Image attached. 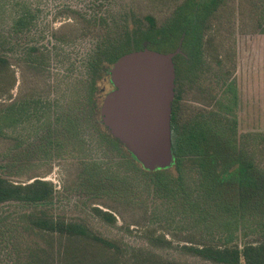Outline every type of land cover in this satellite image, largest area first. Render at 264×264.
Listing matches in <instances>:
<instances>
[{
	"label": "rangeland",
	"instance_id": "1",
	"mask_svg": "<svg viewBox=\"0 0 264 264\" xmlns=\"http://www.w3.org/2000/svg\"><path fill=\"white\" fill-rule=\"evenodd\" d=\"M182 1L0 0V48L12 58L29 46L41 48L46 64L39 80L50 84L40 113H31L29 120L18 126L3 127L6 135L0 137V174L19 182L34 178L52 182L56 192L50 205L55 212L132 246L145 245L148 233L153 232H165L174 242L185 239L188 231L205 233L207 227L218 235L222 210L214 197L208 200L203 192L198 196L202 188L195 167L187 170L186 183L174 197L162 196L164 193L154 184V171L167 168L176 175L174 161L150 170L121 143L140 164L132 165L101 134L106 130L116 138L100 123L103 100L115 88L109 56L102 60L100 56L115 48L117 52L126 50L146 37L149 15L155 18L157 28L170 25ZM26 10H31V22L16 35L14 22ZM209 19L203 31L207 66L198 72L194 86H185L184 117L200 116V111L217 107L220 111L219 107L230 103L229 99L235 100L236 95L232 130L245 152L244 158L253 161L257 175L264 178V0H226ZM165 47L164 40L145 38L142 49L169 51ZM174 51L181 52V45ZM219 57L223 60L222 71L217 64ZM97 65L101 66V77L94 94L98 104L94 115L88 87L94 77L93 66ZM24 66L13 65L17 82L6 96L8 103L29 90L35 80L36 74ZM225 69L232 71L235 95L221 80ZM212 154L216 164L218 149H213ZM219 160L230 164L236 163L237 157L224 154ZM219 172L218 177L216 166L214 176L219 179L213 182V193L224 192L232 199V207L239 205L235 197L251 190L249 177L240 172L237 164L231 171L220 167ZM190 200L197 205H191ZM242 203L235 229L237 242L264 238V198ZM36 205L0 203V264H16L19 249L27 239L23 217ZM92 206L110 210L116 222L111 224L96 216ZM160 252L181 264H209L176 250Z\"/></svg>",
	"mask_w": 264,
	"mask_h": 264
},
{
	"label": "trees",
	"instance_id": "2",
	"mask_svg": "<svg viewBox=\"0 0 264 264\" xmlns=\"http://www.w3.org/2000/svg\"><path fill=\"white\" fill-rule=\"evenodd\" d=\"M225 2L226 0H183L176 11L177 16L170 25L157 28L155 18L149 15L146 17L150 26L146 37L142 36L140 40L131 43L132 46L130 44V48L126 50L117 52L115 48L106 56H100V60L103 59L101 57L107 59L109 56L113 66L114 62L127 51L142 49L145 38L155 41L164 40L165 48L169 50L165 52H173L181 45V52L178 51L174 56L175 95L171 112L172 150L175 159L174 170L177 173L172 175L167 168L157 169L154 171V184L159 192L164 193L162 196L174 197L186 183L187 170L195 167L202 188L198 196L201 194L203 196L204 193L208 200L214 197L216 204L222 210L223 215L219 219L221 230L218 235L207 227L205 233L198 235L194 230L188 231L185 239L174 242L165 232H153L148 233L145 245L132 246L123 241L104 237L88 224L66 218L55 212L50 205L56 192L52 182L42 178L19 182L0 174V203L19 201L37 204L27 210L23 217L22 229L27 239L19 249L16 264H181L166 258L160 252L166 250H176L209 264H264V238L240 244L235 235V229L240 222L238 208L243 207V201L251 203L264 198V178L257 175L254 162L244 158L245 152L240 146L236 133L232 130L235 126L233 108L236 103L234 88L236 84L234 80H230L232 71L225 69L221 80L233 92L235 100L229 99L230 103L228 102L225 106L222 104L219 107L220 111L217 107L213 110L200 111V116L184 117L185 86L186 84L194 86L198 80V72L201 73L207 66L205 65L207 60L204 58V24L209 22V16L217 13ZM31 18V10H26L15 20L16 35L28 27ZM14 57L8 56L6 50L0 48V137L6 135L4 126H18L29 120L31 113L33 115L40 113L45 108L44 96L50 87L49 82L39 80L45 72L46 64V54L41 48L35 45L29 46ZM222 61L219 57L217 63L218 66L220 65L219 71H222ZM20 64L25 65V70L31 69L36 77L31 82L29 90L25 93L21 92L19 97L11 98L12 101L8 103L6 96L10 95L11 89L17 82L13 65ZM99 65L93 66L94 77H91L88 87V102L91 113L94 115L98 108L94 94L98 87L97 79L101 77ZM101 118L102 115L100 123L103 125ZM104 131L106 130L101 132L102 136L114 144L113 146L126 157L130 164H139L135 158L124 151L119 139L109 136ZM213 149H218L219 153L216 164L212 154ZM224 154L232 158L237 157V162L226 164L220 161V156ZM236 164L240 172L249 177L251 190L246 189L245 193L241 192L236 196L237 200L234 201L240 204L232 207V199L230 200L224 192L213 193V182L219 179L214 176L216 166L219 177L220 167L225 171H231ZM189 203L197 205L194 200H190ZM107 208L110 207L107 206ZM91 210L108 223L116 222V216L110 210L100 206H92Z\"/></svg>",
	"mask_w": 264,
	"mask_h": 264
},
{
	"label": "water",
	"instance_id": "3",
	"mask_svg": "<svg viewBox=\"0 0 264 264\" xmlns=\"http://www.w3.org/2000/svg\"><path fill=\"white\" fill-rule=\"evenodd\" d=\"M177 52L143 48L121 55L110 69L115 88L101 106L103 124L150 170L174 161L171 112Z\"/></svg>",
	"mask_w": 264,
	"mask_h": 264
}]
</instances>
